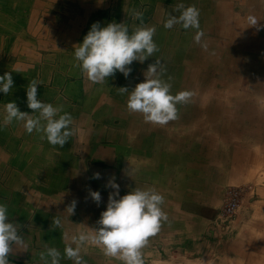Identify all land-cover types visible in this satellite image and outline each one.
<instances>
[{"label":"crops","instance_id":"1","mask_svg":"<svg viewBox=\"0 0 264 264\" xmlns=\"http://www.w3.org/2000/svg\"><path fill=\"white\" fill-rule=\"evenodd\" d=\"M179 3L199 10V44L197 29L164 27L169 14L179 16ZM133 11L156 28L159 51L134 61L127 77L116 72L104 83L89 82L74 67L73 47L93 23H126L131 32L140 24ZM0 54V76L13 78L10 92L0 93V203L26 245L14 246L9 264H41L45 243L61 252L60 264H73L63 258L67 237L98 227L113 177L121 197L135 188L164 197L167 220L142 249L145 264H264L263 185L245 195L229 228L217 223L226 188L264 182V0H0ZM156 60L162 78L172 76V95L192 93L177 105L178 119L163 126L130 113L127 94L117 91L144 82ZM33 79L41 82V102L62 105L73 118L63 148L28 134L23 122L3 125L8 102L32 114L26 90ZM213 118L221 129L212 128ZM89 191L100 193L99 205ZM81 256L86 264H121L94 246L82 247Z\"/></svg>","mask_w":264,"mask_h":264},{"label":"clouds","instance_id":"2","mask_svg":"<svg viewBox=\"0 0 264 264\" xmlns=\"http://www.w3.org/2000/svg\"><path fill=\"white\" fill-rule=\"evenodd\" d=\"M175 10L179 16L169 14L164 23L166 29L179 24L183 29H197L194 40L200 43L203 32L199 25V10L193 6L179 3ZM132 18L139 20L130 32L126 23H108L101 27L100 23H93L82 43L73 47L74 67H78L81 74L91 83H104L106 78L116 72L127 77L134 61L143 63L155 52L159 51L153 40L156 28L143 23V13L132 12ZM247 22L250 27H256L258 20L249 15ZM259 30V29H257ZM165 69L159 60L149 64L144 72V82L139 83L129 92L127 88H120V94H127L126 108L130 113L142 115L146 123L166 125L178 119V104H187L192 95L189 91L171 94V77L165 81L162 77ZM41 82L33 79L26 90L27 107L32 110L29 115L19 111L15 102L4 105L3 125L7 126L14 120L23 122L28 134L34 131L40 134V139L46 140L52 146H63L73 135L70 126L72 116L63 111V106H53L41 102L37 98V86ZM13 86L11 72L0 76V93L7 95ZM100 174L94 173L93 179H99ZM113 191L108 196L106 210L100 214L96 222L98 227L88 228L87 232L67 237L70 243L66 244L63 258L73 261V264H86L81 256V249L85 245L101 249L105 256L115 258L121 264H145L142 249L148 238L156 235L162 222L167 220L163 211L164 197L153 188H135L127 195H119V185L115 178L109 179L105 185ZM93 202L99 205L101 196L98 191H89ZM76 201L70 202L66 208L69 216L75 212ZM53 223L60 226V219L54 218ZM20 225L10 222L8 209L0 203V264H9V254L14 246L26 247L24 238L20 234ZM72 245H75L73 247ZM41 264H60L61 252L44 244V251L39 253Z\"/></svg>","mask_w":264,"mask_h":264},{"label":"built area","instance_id":"3","mask_svg":"<svg viewBox=\"0 0 264 264\" xmlns=\"http://www.w3.org/2000/svg\"><path fill=\"white\" fill-rule=\"evenodd\" d=\"M247 190V189H246ZM244 188H228L224 192L223 203L217 216V223L229 228L243 201ZM248 193V191H247Z\"/></svg>","mask_w":264,"mask_h":264},{"label":"bare ground","instance_id":"4","mask_svg":"<svg viewBox=\"0 0 264 264\" xmlns=\"http://www.w3.org/2000/svg\"><path fill=\"white\" fill-rule=\"evenodd\" d=\"M195 1V0H194ZM261 1V0H260ZM193 2V1H192ZM48 3V2H47ZM235 3V2H234ZM204 4V3H203ZM237 4V3H236ZM45 5H46V3H45ZM195 5V4H194ZM258 5V4H257ZM186 6V5H185ZM260 6V5H259ZM163 7V6H162ZM248 8V7H247ZM262 8V7H261ZM243 9V8H242ZM258 9V8H257ZM160 11V10H159ZM254 11V10H253ZM247 13H248V11H247ZM261 13V12H260ZM251 14V13H250ZM262 14V13H261ZM213 15V14H212ZM256 15V14H255ZM3 16H6V15H3ZM253 16V15H252ZM159 17V16H158ZM216 18V17H215ZM260 18V17H259ZM167 19V18H166ZM228 19V18H227ZM233 19V18H232ZM158 21V20H157ZM204 21V20H203ZM202 21V22H203ZM229 21H230V19H229ZM65 22V21H64ZM165 23V22H164ZM232 23V22H231ZM226 24V23H225ZM206 25V24H205ZM249 25V24H248ZM211 26V25H210ZM209 26V27H210ZM228 26V25H227ZM4 27V26H3ZM201 27V26H200ZM10 28V27H9ZM219 28V27H218ZM208 29V28H207ZM210 29V28H209ZM263 30V29H262ZM246 32V31H245ZM225 34V33H224ZM248 35V34H247ZM204 36V35H203ZM252 36V35H251ZM190 37H192V36H190ZM208 37V36H207ZM235 36H233V38H234ZM257 37V36H256ZM238 39V38H237ZM237 39L235 40V43H237L236 41H237ZM262 39V38H261ZM190 40V39H189ZM226 40V39H225ZM228 40V39H227ZM256 40V39H255ZM260 40V39H259ZM203 41V40H202ZM245 42V41H244ZM203 43V42H202ZM249 43V42H248ZM234 44V43H233ZM252 44V43H251ZM254 44V43H253ZM193 45V44H192ZM204 45V44H203ZM243 45V44H242ZM189 46H191V45H189ZM232 47V46H231ZM247 47V46H246ZM190 48V47H189ZM251 48H252V46H251ZM256 48V47H255ZM227 50H229V49H227ZM243 50V49H242ZM246 51V50H245ZM217 52V51H216ZM238 52V51H237ZM226 53V52H225ZM207 54V53H206ZM1 55V54H0ZM220 55H221V53H220ZM1 57V56H0ZM221 57V56H220ZM230 57V56H229ZM244 57V56H243ZM221 60V59H220ZM233 61V60H232ZM234 62V61H233ZM233 62H232V64H233ZM161 63V62H160ZM170 63V62H169ZM225 63V62H224ZM227 63V62H226ZM162 64V63H161ZM196 64V63H195ZM210 64H212V63H210ZM213 65H215V64H213ZM219 65V64H218ZM165 66V65H164ZM209 66V65H208ZM169 67V66H168ZM216 67V66H215ZM196 68V67H195ZM172 69V68H171ZM217 69H219V68H217ZM145 70V69H144ZM172 72V71H171ZM219 72V71H218ZM207 74V73H206ZM217 74V73H216ZM165 75V74H164ZM168 75V74H167ZM198 76V75H197ZM224 76V75H223ZM172 77V76H171ZM219 77V76H218ZM169 78V77H168ZM201 78V77H200ZM199 78V79H200ZM219 79V78H218ZM143 81V80H142ZM213 81H214V79H213ZM204 82V81H203ZM197 83V82H196ZM201 83H202V81H201ZM216 84V83H215ZM191 85V84H190ZM207 85V84H206ZM199 86V85H198ZM194 87V86H193ZM192 87V88H193ZM197 87V86H196ZM221 89V88H220ZM219 90V89H218ZM249 97V96H248ZM252 100V99H251ZM243 104V103H242ZM249 104V103H248ZM251 106V105H250ZM249 106V107H250ZM254 107V106H253ZM208 108V107H207ZM213 108V107H212ZM231 109V108H230ZM254 109V108H253ZM252 109V110H253ZM232 111H234V110H232ZM236 111V110H235ZM244 111V110H243ZM242 111V112H243ZM238 112V111H237ZM241 112V113H242ZM248 112H249V110H248ZM201 113V112H200ZM230 113H232V112H230ZM244 113V112H243ZM251 114H254V113H251ZM219 115V114H218ZM221 115V114H220ZM246 115V114H245ZM248 116V115H247ZM250 116V115H249ZM256 116V115H255ZM214 117V116H213ZM259 119V118H258ZM212 120H214V119H212ZM233 121V120H232ZM249 121H252V120H249ZM215 122V121H214ZM238 122V121H237ZM211 124V123H210ZM241 124V123H240ZM262 124V123H261ZM214 125V124H213ZM225 125V124H224ZM207 128V127H206ZM228 128V127H227ZM249 129V128H248ZM37 136V135H36ZM263 138V137H262ZM143 141V140H142ZM149 141V140H148ZM152 142V141H151ZM149 143H150V141H149ZM138 145V144H137ZM218 146V145H217ZM41 147V146H40ZM123 147V146H122ZM137 149V148H136ZM219 149V148H218ZM13 153V152H12ZM10 155V154H9ZM92 155V154H91ZM144 155V154H143ZM172 155V154H171ZM11 156V155H10ZM29 161V160H28ZM82 161V160H81ZM149 161V160H148ZM242 161V160H241ZM258 161V160H257ZM236 162V161H235ZM241 163V162H240ZM157 165V164H156ZM160 171V170H159ZM162 171V170H161ZM152 173V172H151ZM48 178V177H47ZM93 178V177H92ZM50 180V179H49ZM45 182V181H44ZM179 183V182H178ZM185 183V182H184ZM40 184V183H39ZM41 185V184H40ZM46 187V186H45ZM38 189V188H37ZM44 193V192H43ZM63 198V197H62ZM66 212H67V210H66ZM66 222V221H65ZM36 224V223H35ZM61 224V223H60ZM72 224V223H71ZM73 225V224H72ZM36 227V226H35ZM65 227V226H64ZM201 261V260H200ZM114 262V261H113ZM93 263V262H92ZM40 264V263H39ZM120 264V263H119ZM199 264V263H198Z\"/></svg>","mask_w":264,"mask_h":264},{"label":"rangeland","instance_id":"5","mask_svg":"<svg viewBox=\"0 0 264 264\" xmlns=\"http://www.w3.org/2000/svg\"><path fill=\"white\" fill-rule=\"evenodd\" d=\"M214 120H211V122H209V123H211V125H212V128H214V129H221V126L222 125H220V126H217V120H215V118H213ZM215 121V122H214ZM214 124V125H213ZM255 183V182H254ZM258 185H263L264 186V182L262 183V182H260V184H259V182L258 183H256V184H247V185H242V186H237V187H228V188H239V187H242V188H244L246 191H245V193H244V195H243V199H244V197H245V195L247 194V191H248V193H254V189L258 186ZM228 188H226V189H228ZM225 189V190H226ZM225 192V191H224ZM244 201V200H243ZM242 201V202H243ZM242 204V203H241ZM240 209V208H239ZM237 214H238V212H237ZM218 216V215H217Z\"/></svg>","mask_w":264,"mask_h":264}]
</instances>
